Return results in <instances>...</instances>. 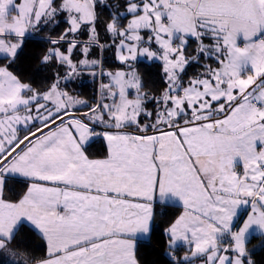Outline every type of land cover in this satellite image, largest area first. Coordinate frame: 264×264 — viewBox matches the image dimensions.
<instances>
[{"label":"snow or ice","instance_id":"obj_1","mask_svg":"<svg viewBox=\"0 0 264 264\" xmlns=\"http://www.w3.org/2000/svg\"><path fill=\"white\" fill-rule=\"evenodd\" d=\"M99 7L115 10L104 19ZM120 9L0 0V264H141L138 238L169 196L183 208L166 229L171 264H258L247 244L257 232L264 245V0H124ZM61 21L56 38L44 37L51 81L37 88L13 69L26 34ZM101 25L124 68L106 73L92 104L67 86L82 69L104 75L92 58ZM138 56L160 62L158 96L144 90ZM97 136L107 141L102 159L87 153ZM14 175L32 181L18 200L6 194ZM25 228L46 242L44 257L21 249Z\"/></svg>","mask_w":264,"mask_h":264},{"label":"trees","instance_id":"obj_2","mask_svg":"<svg viewBox=\"0 0 264 264\" xmlns=\"http://www.w3.org/2000/svg\"><path fill=\"white\" fill-rule=\"evenodd\" d=\"M100 12L101 9L98 8ZM103 17L111 16L110 13H104ZM100 12V13H101ZM110 19V18H109ZM67 24L63 21L55 27L48 26L34 35L26 37V45L21 54L20 61L14 67V71H17L26 82L32 83L35 87L43 89L50 83L52 78V66L44 65L41 63V58L45 54L46 49L51 45L48 44L44 37L52 36L56 38L65 28ZM104 30L102 27V36ZM85 39L86 37H81ZM103 39V38H102ZM103 41H100L102 45ZM105 45V43H104ZM195 48L193 43L192 50ZM106 49L97 50L96 59L102 61L103 69H118L124 68L122 63L118 62L115 55L109 54L105 56ZM194 54V53H193ZM159 64L157 62H149L141 60L137 62L136 68L143 77L144 89L150 94L159 95L160 92L166 87L165 82L162 79V73L159 71ZM199 69V65L193 64L189 69V75L194 74ZM57 71H63V69H57ZM92 72L100 73V68L82 69L81 75L76 77L72 82H69L67 90L70 94L76 95L79 98L86 100L92 104H95L99 99V85L100 82H105L104 76H93ZM86 107L77 109V113L87 111ZM98 128V127H97ZM100 129V128H98ZM108 147L103 137H96L87 146V153L91 158H104L107 155ZM29 182L19 178H11L8 180V187L6 194L13 200L21 198L27 188ZM183 211V208L178 205L157 204L155 206V223L153 225L152 233L149 239L142 240L138 243L139 251L138 257L141 264H171L170 258L167 256V240L168 236L166 229L170 223ZM21 236L24 238L21 245L22 250H27L30 255L36 257H44L46 254V242L34 231L25 228L21 232ZM250 249L253 252V258L258 264H264V245L261 244V238L255 236L249 244ZM187 252V248L184 246H178L175 250L177 257L184 255Z\"/></svg>","mask_w":264,"mask_h":264},{"label":"rangeland","instance_id":"obj_3","mask_svg":"<svg viewBox=\"0 0 264 264\" xmlns=\"http://www.w3.org/2000/svg\"><path fill=\"white\" fill-rule=\"evenodd\" d=\"M116 3H119L120 5H121V11H123V4H124V0H107V4L108 5H114V4H116ZM100 9H101V11H103L104 13H112V11H114L115 9H113L112 7H99ZM100 11V12H101ZM102 13V12H101ZM108 15V14H107ZM102 16H103V14H102ZM104 19H109L110 17L109 16H105V17H103ZM130 18V17H129ZM122 22L123 23H126V19L125 20H122ZM102 25H101V28L99 29V31H100V37L102 36ZM35 33H28V34H26V37H28L29 35H34ZM103 39L101 38L100 39V41L102 40L103 41V43H102V46H103V49H106V51H105V56L107 57L109 54H111V55H115V58H116V60L118 61V62H120L119 61V59H118V52H117V50H116V48L115 47H113V46H109V45H111V37L109 36V34H107L106 32H104L103 33ZM104 43H105V45H104ZM100 50L101 49V47L100 48H93V55H92V58H94V59H96L97 57H96V52H97V50ZM141 60H145V61H149V62H157V63H160V62H158V61H152V60H150V59H147V58H145V57H143V56H138V58H137V61L135 62V65L137 64V62H139V61H141ZM121 63V62H120ZM123 68H118V69H114V70H110V69H103V72H104V77H105V82L104 83H107L108 82V80H109V77L107 76V72L108 71H117V70H122ZM100 71H101V69H100ZM101 83V82H100ZM145 90V89H144ZM146 91V90H145ZM152 95H154V94H152ZM148 107H149V110H151L152 109V107H153V105L152 104H149L148 105ZM258 233L257 232H253L252 234H251V236H250V242L254 239V237L257 235ZM250 242L247 244V247L250 249V247H249V244H250ZM193 264H199V260H194L193 261Z\"/></svg>","mask_w":264,"mask_h":264},{"label":"crops","instance_id":"obj_4","mask_svg":"<svg viewBox=\"0 0 264 264\" xmlns=\"http://www.w3.org/2000/svg\"><path fill=\"white\" fill-rule=\"evenodd\" d=\"M72 95H73V94H72ZM81 107H82V106H79L78 109H80ZM84 112H86V111H84ZM82 113H83V112H82ZM77 114H79V113H77ZM98 128H100V127H98ZM98 128H96V131H100V130H101V128H100V129H98ZM97 137H98V136H97ZM95 138H96V137H93V138L89 141V143H91ZM104 141H105V143H106V145H107V141H106L105 139H104ZM89 143H88V144H89ZM101 159H102V158H101ZM12 178H19V179H22V180H26V181L29 182V185H30V183L32 182V181H30L28 178H25V177H22V176H19V175H14ZM49 186H51V185H49ZM26 192H27V191H26ZM26 192H25V194H26ZM25 194H24V195H25ZM157 204H161V203L159 202V199H157V202H156L155 206H156ZM164 204H168V205H178V206H181V207H182L181 202H180L179 200H177V199L171 197V196L168 197L167 202L164 203ZM155 206H154V212H155ZM150 236H151V235H150ZM150 236H149V237H145V236L141 235V236L138 238V243H139L140 241H142V240H147V239H149ZM256 236H259V234H257ZM178 246H183V245L180 244V245H178Z\"/></svg>","mask_w":264,"mask_h":264}]
</instances>
